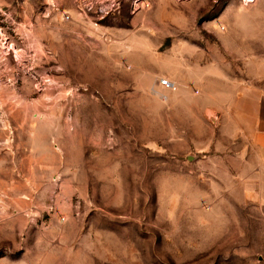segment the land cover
I'll list each match as a JSON object with an SVG mask.
<instances>
[{
  "label": "rangeland",
  "instance_id": "rangeland-1",
  "mask_svg": "<svg viewBox=\"0 0 264 264\" xmlns=\"http://www.w3.org/2000/svg\"><path fill=\"white\" fill-rule=\"evenodd\" d=\"M249 79L264 0H0V264H264L194 115Z\"/></svg>",
  "mask_w": 264,
  "mask_h": 264
},
{
  "label": "crops",
  "instance_id": "crops-1",
  "mask_svg": "<svg viewBox=\"0 0 264 264\" xmlns=\"http://www.w3.org/2000/svg\"><path fill=\"white\" fill-rule=\"evenodd\" d=\"M206 70L201 66L194 71L190 65L186 69V85L202 84L208 74ZM214 78L224 80L219 74ZM236 84L225 107L194 109V115L199 112L201 121L211 129L204 143L207 150H217L213 158L210 155L208 158H215L218 168L222 167L218 175H222L223 180L219 185L223 191L245 194L243 197L234 194L230 203L223 202L218 207V224L222 227L218 228L217 238L232 241L239 239L242 222L264 223V86L250 79L243 83L237 80ZM184 90L187 96H193L191 91ZM193 108L186 110L188 120L193 119ZM242 208H245V215H242Z\"/></svg>",
  "mask_w": 264,
  "mask_h": 264
},
{
  "label": "built area",
  "instance_id": "built-area-1",
  "mask_svg": "<svg viewBox=\"0 0 264 264\" xmlns=\"http://www.w3.org/2000/svg\"><path fill=\"white\" fill-rule=\"evenodd\" d=\"M160 83L164 86V87H168V88H174V84L172 81H170L169 79L163 78L161 79Z\"/></svg>",
  "mask_w": 264,
  "mask_h": 264
}]
</instances>
